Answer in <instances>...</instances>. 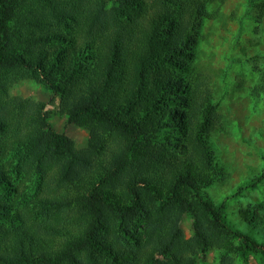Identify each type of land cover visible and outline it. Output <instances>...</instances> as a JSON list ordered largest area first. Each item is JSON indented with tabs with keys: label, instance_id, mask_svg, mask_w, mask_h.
Wrapping results in <instances>:
<instances>
[{
	"label": "trees",
	"instance_id": "16d2710c",
	"mask_svg": "<svg viewBox=\"0 0 264 264\" xmlns=\"http://www.w3.org/2000/svg\"><path fill=\"white\" fill-rule=\"evenodd\" d=\"M214 1L0 0V264H156L186 217L187 252L168 264L264 255L205 191L225 172L194 66ZM249 9L260 24L264 0ZM20 81L58 98L87 145L53 128L45 102L12 96ZM263 206L242 219L254 226Z\"/></svg>",
	"mask_w": 264,
	"mask_h": 264
},
{
	"label": "rangeland",
	"instance_id": "374dc122",
	"mask_svg": "<svg viewBox=\"0 0 264 264\" xmlns=\"http://www.w3.org/2000/svg\"><path fill=\"white\" fill-rule=\"evenodd\" d=\"M113 1L109 0V6ZM249 1H214L209 6L210 17L202 24L194 66L212 90L221 131L211 136L210 143L217 163L225 170L224 178L205 191L214 204L224 205V214L235 228L264 244V206L255 209L254 226L241 217L248 206L264 202V89L259 88L258 71L264 66V19L260 24L251 20ZM10 94L45 102L53 128L63 132L76 149L87 145L88 132L66 125L60 100L39 84L20 81ZM191 235L190 218L186 217L169 250L151 253L156 264L180 263ZM219 254L211 251L198 264H220ZM226 264H264V255H250L245 261L231 257Z\"/></svg>",
	"mask_w": 264,
	"mask_h": 264
}]
</instances>
